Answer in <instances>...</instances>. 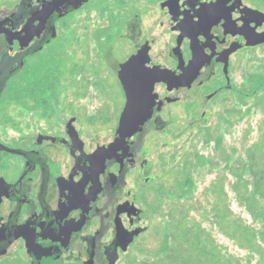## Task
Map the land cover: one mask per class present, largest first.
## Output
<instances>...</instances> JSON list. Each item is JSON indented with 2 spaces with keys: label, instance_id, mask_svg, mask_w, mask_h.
I'll list each match as a JSON object with an SVG mask.
<instances>
[{
  "label": "flooded vegetation",
  "instance_id": "flooded-vegetation-1",
  "mask_svg": "<svg viewBox=\"0 0 264 264\" xmlns=\"http://www.w3.org/2000/svg\"><path fill=\"white\" fill-rule=\"evenodd\" d=\"M68 1L61 0L63 4ZM93 1L88 0L56 19L57 36L42 49H34L24 57V66L9 79L0 98L1 101L12 81L16 101L12 106L0 108L6 110L1 120L4 122L0 123V141L23 152L0 149V264H111L110 257L116 249L115 264H120L122 254L128 249L115 244L117 223L122 222L125 228L132 230L147 225L149 219L142 202H138L139 194L130 186L132 171L139 169L145 184L164 177L153 172L155 161L150 157L153 150L145 139L152 132H164L170 124L172 114L167 106L176 103L175 94L184 95L190 101L221 99L223 110H244L251 99L255 106H260L264 73L260 71L259 56L264 43H249L254 42L257 33L264 32V15L256 12H264V6L258 0H223L211 8L208 2L213 0H100L109 5L98 12L86 8ZM20 3L21 0L12 10L0 11V20L10 17ZM56 7L54 1L49 0L46 9L31 14L27 43H34L44 34ZM155 8L156 24L144 26L148 12ZM207 9L217 17L206 36L203 33L206 28H199L196 23L200 20L199 14H206ZM92 13L103 20L89 25L81 35L75 29L80 45L72 43L63 53L73 59H67L62 66L57 86L49 79L45 82L47 74L42 73L41 77L33 64L58 39L59 27L64 29L68 18L76 17L69 26L72 28ZM190 35L197 36L196 51ZM115 37L126 40L122 59L114 52ZM14 42L12 33L0 29V65ZM75 46L77 48L73 49ZM35 47L33 45L32 50ZM145 48L150 59L137 62L143 67L139 70L141 78L150 63L153 67L165 66L175 71L181 83L156 82L154 92L160 101L154 105L152 116L144 121L141 131L127 137L122 149L107 157L103 170L97 174L77 168L85 154H92L115 139L121 113L128 102V66L125 89L120 79L122 64ZM195 57L199 67L192 70L190 65ZM18 59L13 69L20 64ZM250 64L253 70L246 80L244 72ZM28 65L33 66L30 68L33 73L30 97L41 94L51 99L54 94L60 99L61 90L69 87L70 99L62 106L72 110L20 106L18 98L25 82L21 76ZM112 81L120 84L124 104L116 124L107 127L113 130L112 137L101 140V128L86 134L82 122L108 125V110L104 107L97 110L96 115H87L85 110H79V102L88 95L90 83L109 98ZM168 87L173 90L165 101L162 95ZM31 104L36 105L33 100ZM25 110L29 117L23 113ZM54 111H60L61 116L58 118ZM41 119L44 124L38 126ZM162 124L163 129L159 128ZM148 193L142 196L147 197ZM129 201L143 209L141 215L119 210L120 205Z\"/></svg>",
  "mask_w": 264,
  "mask_h": 264
},
{
  "label": "rangeland",
  "instance_id": "rangeland-1",
  "mask_svg": "<svg viewBox=\"0 0 264 264\" xmlns=\"http://www.w3.org/2000/svg\"><path fill=\"white\" fill-rule=\"evenodd\" d=\"M18 1L0 0V11L12 10ZM258 2L264 6V0ZM108 5L94 0L86 8L98 12L108 8ZM156 8L148 12L144 26L152 27L156 24ZM75 19V16L68 18L65 28L59 27L58 39L33 64L36 73L40 71L41 77L47 74L45 82L49 79L54 85L58 83L62 66H65L67 59H73V56L66 58L63 53L72 43L79 47L80 40L75 29L81 35L89 25L94 26L103 17L92 13L88 19L85 17L83 23L76 22L75 26L69 27ZM113 43L117 58L122 59L126 40L115 37ZM91 58L94 59V56L91 55ZM259 58L260 71L264 73V47L260 49ZM33 66L28 65L23 71L21 77L25 80L24 84L32 82L33 73L30 68ZM252 70L250 64L244 72L246 80ZM12 84L11 81L0 101V108L12 106L11 98H16L14 89L11 90ZM90 86L88 95L79 102V110H85L87 115H96L97 110L106 107L109 120L106 122L108 125L82 122L85 124L82 130L87 134L89 130L101 128L99 135L101 140H105L113 135V130L107 127L116 124L115 120L124 104L123 92L120 84L115 81H112L109 98L92 83ZM172 90L168 87L163 92L165 101ZM60 94L62 98L53 94L49 104L39 105V109L72 110L62 106L70 99V88H63ZM175 96L176 103L167 106L172 114L170 124L164 132H152L145 139V143L153 150L150 155L155 161L153 172L164 174V177L157 182L145 184L139 169L132 171L130 186L137 191L138 202L141 201V206L147 211L149 228L129 247L128 252L122 254L120 264H129L130 257L137 262L151 257L153 251L161 248L164 240L172 237L174 222L187 213L189 218L203 223L220 243L227 257L240 260L241 264H264V242L259 237L257 243L249 240L254 229L259 233L263 223L253 212L252 206L264 205V193L255 191L249 181L253 165H256V173L264 172V92H261L260 106H255L251 99L244 105V110H223L221 99L217 98L205 102L199 98L192 97L194 100L190 101L184 95ZM38 97L45 98L37 94L30 97L29 101L38 104ZM0 111L3 115L0 116L2 124L6 110ZM54 112L58 118L61 116L60 111ZM23 113L29 117L27 110ZM38 115L41 116V113L38 112ZM37 124L43 126L44 120L41 119ZM86 140L89 138L86 137ZM188 178L194 181L192 187L185 185ZM185 190L187 193L183 195ZM148 191L147 197L142 196ZM249 241L252 245H247ZM251 254L252 262L249 261Z\"/></svg>",
  "mask_w": 264,
  "mask_h": 264
},
{
  "label": "water",
  "instance_id": "water-1",
  "mask_svg": "<svg viewBox=\"0 0 264 264\" xmlns=\"http://www.w3.org/2000/svg\"><path fill=\"white\" fill-rule=\"evenodd\" d=\"M35 1L37 3L35 4ZM49 0H21L20 6L17 10L13 11L10 17L0 20V29L8 31L15 36V42L11 49L6 53L0 65V98L8 85L9 79L17 73L25 64L24 57L31 51L40 50L46 42H50L53 37L57 36L56 19L67 14L71 10L78 9L88 0H69L63 4L61 0H53L56 4V10L50 17L46 24L45 32L38 40L30 44L26 41V30L30 16L32 13L46 9V4ZM223 0H213L208 2L209 8L211 6L222 3ZM257 13L264 15L261 10H256ZM200 20L196 23L199 28H206L203 33L207 36V32L212 24L216 22L214 13H210L208 9L206 14H199ZM191 45L196 51L197 36L190 35ZM252 44L264 43V32L257 33ZM36 45L35 48L32 47ZM196 55V53H195ZM19 57L20 64L17 68L13 69V64ZM148 50L141 49L138 54L132 56L128 61L122 64L120 71V79L124 88H127L126 68L128 66V102L125 105L121 116L119 125L116 130L115 139L107 144L100 146L94 153L85 154V157L80 159L77 163V168L87 171L89 173H99L105 168V162L108 156L112 153L122 149L127 143V137H132L142 129V125L146 119H149L154 112V105L160 101L158 94L154 92L155 84L158 81L167 83H181L178 73L165 67H153L150 63L146 65L148 71H143V76L139 70L143 67L137 65L140 60H149ZM192 70L199 66L197 65L196 57L191 61L190 65ZM159 128L163 129L165 126L162 124ZM0 149L7 150L14 153H23L22 149L12 148L5 145L0 141ZM156 178V177H152ZM120 211H128L130 215H141L143 209L135 205L133 201L119 206ZM118 231L115 239V244L121 245L124 250L129 249V246L137 236L142 232L148 230L149 225H142L141 227L132 230L125 228L122 222L117 223ZM111 264H115L118 258L117 249L111 254Z\"/></svg>",
  "mask_w": 264,
  "mask_h": 264
},
{
  "label": "trees",
  "instance_id": "trees-1",
  "mask_svg": "<svg viewBox=\"0 0 264 264\" xmlns=\"http://www.w3.org/2000/svg\"><path fill=\"white\" fill-rule=\"evenodd\" d=\"M13 89L14 86L12 84L11 90ZM31 92V83H25L18 98L20 105L35 107L40 110L39 105L49 104L51 99H41L38 97L36 99L38 104L34 106L31 104V100L29 101ZM11 100L12 102L10 104L13 105L16 99L12 97ZM42 110H46V108ZM255 166H252V176L249 182L255 191H262L264 193V172L256 173ZM185 185L192 187L194 185L193 179L188 178L185 180ZM186 193L187 191L185 190L183 195ZM252 210L263 223L260 226L259 233L257 229H254L252 237L249 240L251 243H253L252 240L257 243L259 237L264 242V205H253ZM171 236L169 240H164L159 250L153 251L151 257L138 262L135 258L130 257L128 260L129 264H241L240 260H235L231 256L227 257L220 243L211 235V232L203 226L202 222H197L195 219L189 218V213L174 222ZM250 241L247 245H252ZM252 256L253 254L250 256V262H252Z\"/></svg>",
  "mask_w": 264,
  "mask_h": 264
}]
</instances>
